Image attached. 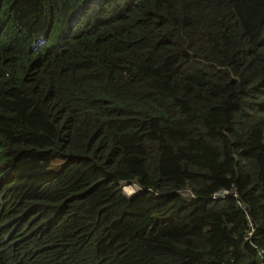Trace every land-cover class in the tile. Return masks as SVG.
<instances>
[{"label":"trees","instance_id":"16d2710c","mask_svg":"<svg viewBox=\"0 0 264 264\" xmlns=\"http://www.w3.org/2000/svg\"><path fill=\"white\" fill-rule=\"evenodd\" d=\"M0 264H264V0H0Z\"/></svg>","mask_w":264,"mask_h":264},{"label":"rangeland","instance_id":"374dc122","mask_svg":"<svg viewBox=\"0 0 264 264\" xmlns=\"http://www.w3.org/2000/svg\"><path fill=\"white\" fill-rule=\"evenodd\" d=\"M136 189H138V187L134 186V185H132L130 183L128 185H124L122 187V191L124 192V194H126L128 196L132 195L136 191Z\"/></svg>","mask_w":264,"mask_h":264},{"label":"built area","instance_id":"2783aa9c","mask_svg":"<svg viewBox=\"0 0 264 264\" xmlns=\"http://www.w3.org/2000/svg\"><path fill=\"white\" fill-rule=\"evenodd\" d=\"M222 193L220 192V193H218L217 195H221Z\"/></svg>","mask_w":264,"mask_h":264},{"label":"water","instance_id":"95a60500","mask_svg":"<svg viewBox=\"0 0 264 264\" xmlns=\"http://www.w3.org/2000/svg\"><path fill=\"white\" fill-rule=\"evenodd\" d=\"M129 184V183H128ZM137 192V191H136ZM135 194V192L132 194V195H134ZM132 195H130V196H132Z\"/></svg>","mask_w":264,"mask_h":264},{"label":"clouds","instance_id":"9594fccd","mask_svg":"<svg viewBox=\"0 0 264 264\" xmlns=\"http://www.w3.org/2000/svg\"><path fill=\"white\" fill-rule=\"evenodd\" d=\"M137 190H138V189H136V191H137ZM136 191H135V192H136ZM213 197H215V196H213Z\"/></svg>","mask_w":264,"mask_h":264},{"label":"bare ground","instance_id":"6f19581e","mask_svg":"<svg viewBox=\"0 0 264 264\" xmlns=\"http://www.w3.org/2000/svg\"><path fill=\"white\" fill-rule=\"evenodd\" d=\"M135 186V185H134Z\"/></svg>","mask_w":264,"mask_h":264}]
</instances>
